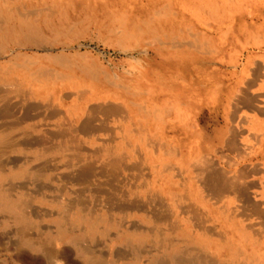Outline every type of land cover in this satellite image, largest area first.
<instances>
[{
	"label": "bare ground",
	"instance_id": "bare-ground-1",
	"mask_svg": "<svg viewBox=\"0 0 264 264\" xmlns=\"http://www.w3.org/2000/svg\"><path fill=\"white\" fill-rule=\"evenodd\" d=\"M24 1L25 0H0V8L7 7L9 9L14 10V12H17L18 14L17 16H19V19L21 18L20 21L27 26L26 31L25 32L23 31L25 36L30 34H32V37L35 35L40 36L42 32L40 31L39 27L41 26L39 24L37 25V23L35 24V22L38 21L44 13L47 14L49 17H52V15L56 13L57 8L60 6L58 2L62 0H58V2L57 0H53L52 1L53 5L48 4V6L45 8L38 7L36 9L29 8L28 3ZM196 1H193V4L194 2L196 3ZM234 1L236 2L234 3ZM234 1L233 3L235 4V8L230 11L228 9L227 11L228 13L226 12V14L227 15L229 14L230 17L232 18V24L230 28L231 29L233 28L234 30H236L237 28L238 30V34L236 35L237 43H239L242 47H244V49L247 48L248 45L254 44L260 49V51H263L262 56H264V0H248V2L245 0H234ZM257 1L259 3H256ZM17 2L21 3V7L18 6L19 7L18 8V7L10 6L11 3L14 4ZM151 3L153 2L151 1ZM226 3L225 6H227ZM132 4L134 5V3ZM219 4L221 5V3ZM172 5L169 4L167 5V7L163 6V8L161 9L160 8L156 9L157 8L156 7L155 8L156 10L154 11L153 15L149 16L148 18L135 15L131 10L129 11L123 9L122 11H120L117 8L118 4L117 7L115 6L114 9L111 7L112 10H110L111 11L110 14L112 15L113 19L116 21L114 27L115 28L117 27L115 32L118 35L120 45H125L129 41L135 43H138L139 41H143L147 45L152 46L153 45L152 43L156 42V45L152 46L153 50L156 51V53L158 52L163 59L172 60L176 64L177 63L179 64L178 61H180V63H184V64L189 63L190 65L197 66L198 62L203 60L207 63L208 62L218 63L217 54L223 52L224 49L222 46H219V44L214 41L213 38L214 36L211 37L208 35L201 34L200 30L198 31L191 26L190 28L188 27L191 37L190 39H187L183 35H181L182 33L180 34V32H176L175 30L171 29L172 27L171 28L169 27L170 29H167L166 27L159 26L158 24H156L157 22L156 19H161L162 17H166L168 15L170 16L172 15L174 17L176 16V11L172 8ZM215 5L217 8L218 5L217 4ZM201 6H202V2H201ZM61 7L62 6H60V8ZM221 7L223 8V6ZM202 9L204 8L202 7ZM66 10L67 9H65V11ZM210 11H213V8ZM4 13L5 11H3V14ZM94 13L96 14L95 11ZM247 16H250L253 19H256L257 17V19L261 20V22L260 23H257L256 21L250 22L249 20L245 19ZM9 18L12 19V16L10 17L9 15H4L3 17H0V22L4 20V24L6 25L7 22L9 21ZM76 18L78 19V17ZM90 20L92 19L90 18ZM44 23H46V21ZM163 24L165 26V22ZM5 25L3 24L0 25V41L2 43V46L7 45L9 43V41L11 40L10 36H12V32H13V30L12 32H10V28L7 27L8 24L7 26ZM77 28L79 29V27ZM226 31L228 30L226 29ZM72 32L70 33L72 34ZM243 36H245V39L243 38ZM12 43L15 42L12 41ZM133 45L135 46V44ZM0 49L2 50L1 47ZM166 50L169 51L170 53V55L168 54L169 56H165L166 54L165 55L163 54L164 51ZM19 54L15 55L13 59H10L5 65L0 63V86H3V90H0L1 91L0 98L3 97L4 100V97H9L10 94L13 95L14 97H23V99L27 100L28 102L31 100H35V102L37 100H40L41 102L37 101V103L38 102L43 103L42 100L44 101L47 100L46 102L48 103L49 101V104H51L50 107L54 109H60L63 103L71 102L73 108L69 109L66 112H62V111L53 112L51 109L49 110L48 107L45 108V106L44 107L40 106L37 103L36 105L31 106L33 109H41L42 112H43L42 107L44 108V110L53 112L51 113L52 114L51 116H46L45 114L46 118L51 117L54 119V117H57L59 115H66L68 116V118L69 116L72 117L67 122L64 121L65 118L62 120L64 122H59V124L63 123L64 125H66L65 128L62 127L64 129L61 128V131L65 132V134H60L57 136L55 135L53 137L45 136V138L39 139L36 142H34L33 139H32L33 142H31L30 139L31 143L28 142L26 143L24 141L26 143V147L25 145L23 146L21 143H19L15 137L12 138L10 137L9 135L10 132H14L16 130L14 125L11 127L0 129V134H3V136H0V154L6 152L7 149L8 151L9 150L18 151L21 150L22 147L27 148V150L31 152L34 151L33 155L31 156L32 160L27 159L26 162L22 164V166L20 167L18 166L19 168L17 167L16 171L14 172V175L17 176V175L28 174L29 176L30 174H32L33 176V174H35L36 176H40V177H45V178L49 177L48 176L49 171H47L46 169L42 167L35 168L36 166L35 167L30 166V164H32L33 158L39 159L46 154L66 157L69 159L70 164H72L71 166H73V162L75 161V155H76L75 152L78 150L77 140L80 139V142L81 140L82 141L84 140L85 143H88L91 146V143L95 141L98 138V136H100L101 131L102 132L108 131V129L105 127L106 124L105 126L100 127L98 126L100 123L97 125L95 121L93 122L95 115L102 114V115H106L108 118L116 117L118 118V122L121 123L120 124L121 126L119 127L120 137L113 136L112 138L104 140L100 146H98L95 149H92V152L86 151L88 155H85L87 154L85 152L81 153L82 151L80 150L81 151L80 153L82 155L81 154L79 155L82 159L86 157L96 160L97 162H101L105 166V168H102L103 171L105 172L104 174H106L108 178L110 176H113V178L119 180L118 183L120 184L119 185L115 184L116 187L114 186L116 189H118L116 198L117 199L119 198L118 195L120 197L125 196L128 197L127 199H129V201L127 202V204L124 205L118 202L116 204V207H114L115 205L109 207L108 211L110 213L115 211V212H119L120 215L122 212H124L125 215H130V214L136 215L145 212L144 214L145 218L146 219L148 218L149 220L148 222L150 225L148 226L145 223L141 225L135 224L131 227H126L127 228L126 231L130 230L127 235L131 240H136L138 238H141V240L151 239L152 242L154 243L153 246H158L159 248L167 252L168 251L173 252V250H178V249L181 250L182 248V252L180 254H176L175 257H170L168 253L167 255L168 258L166 259L165 264H264V250L256 247L261 244L264 245V59H261L262 61L260 60V62L253 64V61L255 60L254 57L251 55L249 57L247 56L245 60L242 59L241 57H238L237 60L233 58V60L230 62H234V60L235 62L232 63V71L229 73V78H228L229 83H227V85L225 86L226 91L223 92L224 90L223 85L218 82L215 83L214 77H210L207 79H198L200 81L199 84L200 88L197 89L196 91V88H194L191 85L192 83L189 82L185 76L183 77L178 76V78L174 80L175 85L169 84L167 87H161V89L158 90L155 87V84H153L155 77L153 76V78H151V76H148V73H146L145 71L147 69L144 63L140 64L142 69H140L139 78L142 82L138 84V83H132V81H128L129 79L123 80L120 79L118 76H113L108 70L109 67L104 68L100 66L99 64L100 61L98 60L99 61L98 62L97 60H95L97 58L87 60L86 57L79 56V58L81 57L82 59V61H80L79 58L72 59L63 52L59 54H53V52L49 50V52L45 53V55L52 60L51 62H54V64H56V67H49L44 64H40V60L32 59L28 56L24 59H21ZM82 54L85 53L83 52ZM227 54L229 53L227 52ZM38 56L39 55L37 53V58ZM230 59H232V57ZM224 60L225 59L222 58L220 61H222L223 63L225 62ZM60 66L63 67L64 70H59L57 68V67L60 68ZM215 67L217 66H214V68ZM79 70L82 71L87 76L88 75L92 76L93 80L104 77L105 80H108L110 83L118 87L120 90H125L128 94H130V97L129 98L124 97L122 99L121 96L120 97L116 96L117 93L118 95L120 94L119 93L120 90L116 91L115 93H110V92L107 93L97 89L96 85L93 83L92 84L85 83L86 80L84 79V76L81 75V73L79 74ZM194 80L196 79L192 78L190 81L194 82ZM143 83H146L147 85L144 87L142 86ZM211 85H215L214 90L209 88V86ZM140 93L147 94L146 98L142 102L137 101V95ZM160 93H162V95H166L168 98L166 99L167 102L172 104H168V103H167L168 105L159 104L162 101L160 102L156 101L157 100L156 97L158 96L157 94ZM205 106L212 108L211 112L216 114L218 117H222L223 122H225V125H223L222 127L216 130L215 132L216 136L214 141L207 144V146L210 147L209 149H211L209 153H205L202 150L205 139L203 137L199 123H197V120L192 119V113H190L189 111V109H193V107L203 108ZM86 107L87 110L84 109ZM36 111L38 114L39 113L38 110ZM81 111L89 112V116L92 115L90 119L86 121L82 120L83 121L82 124H80L79 121L77 120L78 116H80ZM27 115L25 116V118L28 117ZM29 119L30 118L28 117L27 121H29ZM38 120L39 118L37 119V121ZM43 120L42 122L46 123V121ZM152 122H156L157 126H161L160 129H158V131H155L154 133L152 132V128H151ZM78 123L80 125H78ZM169 124H170V128L174 131L175 130L177 131L180 125H183L186 135H188L189 138L191 137V140L188 144L189 145L188 151L190 153V157L188 159L186 158L187 161L185 160V156H184L185 155L184 146L186 145H183L181 142H179L177 140L178 137L168 138L166 137L165 134H163L166 131L165 127ZM55 125L56 124H54V126ZM20 126L22 127V124H20ZM20 126H18V128ZM29 127H31L30 123H29ZM48 127L51 126L49 125ZM28 130L30 132H32L33 130L36 132L37 129L36 127H34L33 129L28 128ZM114 130H116V128H114ZM42 132L43 131H41V133ZM5 133L6 135H4ZM37 135L38 134H36V136ZM44 135L46 134L44 133ZM76 136H78V138H76ZM215 140L217 143L215 142ZM22 151H24V149ZM134 160L136 161L135 162L136 164H132L131 166L130 164ZM51 161L52 160H50V162ZM44 164H48V163H44ZM88 164L89 163H87V165ZM44 166L46 167L48 165H44ZM125 172H128L127 175L130 174V177L126 178L128 181H126V179L124 181L122 180V178H120V176L125 175ZM6 177L7 174L1 171L0 169V200L4 202L3 206H7L11 210L17 212L22 217L23 216L26 217L24 214L26 210L25 208L23 209L22 207L24 205H22V203H19L20 200L18 202V200L15 199L16 197L13 194L9 195L8 192L9 190L3 187L2 182L4 179H6ZM80 178H81V182H84V184H86L87 182L86 180L88 179V177L84 175L81 176ZM175 183L182 186L183 190L181 192H173L170 189V187ZM99 185L97 187H99ZM94 187H96V184ZM76 189L77 188H75V190ZM54 190L55 188L53 189V191ZM57 190L60 189L58 188ZM65 190L66 189H64V191ZM57 193L58 192H56V194ZM168 198L172 199L171 203L168 201ZM199 201L202 202L203 204L202 206L198 205ZM30 202H34V201L30 200ZM97 202H99V200ZM75 204H79V203L75 202ZM29 206H32V204ZM87 208L89 207L84 206L81 209H79L77 205L69 209L66 208L67 211L69 212V214L67 215L70 216L71 220L74 218H77L78 220L84 218L86 220L85 222H87V225H89L88 226L89 230L91 231L96 230L97 229L96 222L102 220H104L105 223H109L108 226L110 227L112 225L119 227L120 223L115 221L116 219L115 217H112L114 219L113 220L107 218L104 214L98 215L99 212L98 211L93 212V210H91L93 213L92 212L89 213L86 212ZM98 209L102 213L100 208ZM82 210L85 211L84 216L81 215ZM33 213L34 212L32 210L31 214ZM26 214L28 215L27 212ZM123 217L127 219L126 216ZM123 220L124 219H122V221ZM27 221L29 222L30 220L27 219ZM62 223H64V220ZM70 225H74V224H70ZM28 226L29 225H27V227ZM33 227H35V225ZM43 239L44 238H42V241ZM47 244L48 243H46V245ZM55 245L57 249L59 244L58 245L55 244ZM55 245L53 244V247H55ZM248 246L251 247L250 250L248 249ZM42 247L43 245L41 246L40 249L44 250V248Z\"/></svg>",
	"mask_w": 264,
	"mask_h": 264
},
{
	"label": "rangeland",
	"instance_id": "rangeland-1",
	"mask_svg": "<svg viewBox=\"0 0 264 264\" xmlns=\"http://www.w3.org/2000/svg\"><path fill=\"white\" fill-rule=\"evenodd\" d=\"M25 1H26V3H28L29 8H31V9L32 8L36 9L38 7L39 8H45L48 6V4L53 5V2H52L53 0H28V1L25 0ZM47 1H49V2H47ZM73 1L75 2V4ZM141 1H142V3H141ZM151 1L153 3H151ZM193 1H196V0H188V1L187 0L186 1L185 0L184 1L183 0H127V1L126 0H114V1L113 0H66V1L62 0L59 2L57 0V2L62 7L60 8V6L58 5L59 9L56 7L57 8V11H56L57 14L55 13L54 15H52V17H49L47 14L44 13L45 15L43 14L40 17V19L35 22V24L37 23V25L39 24L41 26V27H39V29L42 33L40 34V36L35 35L33 37H32V34L25 36L24 32L26 31L27 26L24 25L23 22L20 21L21 18L19 19V16H17L18 15L17 12H14V10L9 9L7 7H1L0 8V17H3L4 15H9L10 17L12 16V19L9 18V21H8L9 23L7 22L8 26H7V24L5 25L4 20L1 19V20H3L2 21L3 23L0 22V25L3 24L5 26L9 27L10 32H12V30H13V32H12V36H10L11 40L9 41V43L7 45L3 44L4 46H2V43L0 41V47L2 48V50L0 49V61H1L0 63L5 65L10 59H13V57L15 55H18L20 53L19 56L21 59H24L28 56L32 59L40 60V64H44V65L49 66V67H56V64H54V62H51L52 60L48 56L45 55V53L49 52V50H50L53 52V54H59V53L63 52L65 54H67V56H69L72 59H74V58L78 59L79 56L86 57L87 60L97 58L95 60L100 61V62L98 61L100 66H102L104 68L109 67L108 70L113 76H118L120 79H123V80L129 79L128 81H132V83H138V84H140V82H142L139 78L140 69H142L140 64L144 63L145 67L147 69L145 71H146V73H148V76H151V78H153V76L155 77L154 83L153 82L152 83L155 84V87L158 90H160L161 87H167L169 84L175 85L174 80H176L178 78V76H182V77L185 76L188 79V81L192 83L191 85L194 88H196V91H197V89L200 88V85H199L200 81L198 79H207L210 77H214L215 83L216 82L221 83L224 87L223 92H225L226 91L225 86L227 85V83H229V80H228L229 73L232 71V63H234L235 60L238 59V57H241L242 59L245 60L247 58V56L249 57L250 55L254 57L255 61H253V64L260 62L261 59H264V56H262L263 51H260V49L254 44L248 45V47L244 49V47H242L239 43H237L236 35L238 34V30H237V28H236V30H234L233 28L232 29L230 28V26L232 24V18L230 17L229 14L228 15L226 14L228 9L230 11V10L235 8L234 3L236 1H234V0H232V1L231 0H225V1L224 0L223 1L222 0H216V1L215 0H197L196 3L194 2V4H193ZM200 1L202 2V6H201ZM233 1H234V3H233ZM245 1L248 2V0H245ZM39 2H41V3H39ZM114 2H115V4H114ZM204 2H206V3H204ZM223 2H224V4H223ZM125 3H126V5H125ZM132 3H134V5ZM144 3H145V5H144ZM209 3H211V4H209ZM219 3H221V5ZM225 3L227 4V6H225ZM231 3H233V4H231ZM256 3H259V2L257 1ZM117 4H118V7H117ZM147 4H149V5H147ZM169 4L170 5L173 4L172 8L176 11V16L174 17L172 15L171 16L168 15L166 17H162L161 19H156V21L158 22V23L156 22V24H158L159 26L166 27L167 29H170L172 27L171 29L175 30L176 32H180V34L182 33L181 35H183L187 39H190V37H191L190 32H189V28L191 26L194 27L198 31L200 30L201 34L208 35L211 37L214 36L213 37L214 41L216 43H218L219 46H222L224 49L223 52L217 54V56H218L217 60L218 61L217 60L216 61L218 63H216V62L209 63L208 62L209 63L208 64L207 62H205L203 60L204 62L199 61L197 66L190 65L189 63L188 64L180 63V61H178L179 64L178 63L176 64L172 60L163 59L162 56L159 55L158 52L156 53V51L153 50L152 46L156 45V42L152 43L153 44L152 46L147 45L143 41H139L138 43L129 41L125 45H120L118 35L115 32L117 27L116 28L114 27L116 24V21L113 19L112 15L110 14V12H111L110 10H112V8L114 9L116 6L120 11H122L123 9L129 10V11L131 10V11H133V13L135 15H139L141 17H144V18L147 17L148 18L149 16L153 15V13L156 9H159V8L161 9V8H163V6L167 7V5H169ZM215 4L218 5L219 9H218V7L216 8ZM228 4H229V6H228ZM10 6L21 7V3H19V2L14 3V4L11 3ZM173 6H175V7H173ZM198 6L201 8H199ZM221 6H223V8ZM202 7L204 9H202ZM205 7H207V8H205ZM208 7H209V9H208ZM212 8H213L214 13H213V11H210V10H212ZM65 9H67L66 10L67 13H66ZM149 9H151V10H149ZM93 10L96 12L97 15L94 13ZM3 11H5L4 14H3ZM92 11H93V13H92ZM190 12H191V14H190ZM58 14H61V15H58ZM88 15H90L91 17ZM207 15H209L210 18ZM79 16H80V18H79ZM84 16H86V17H84ZM194 16H195V18H194ZM206 16H207V18H206ZM76 17H78V19ZM170 17H171V19H170ZM90 18L92 20H90ZM167 18H169V19H167ZM60 19H61V21H60ZM222 19L224 20V22ZM245 19L249 20L250 22L251 21H256L257 23L261 22V20H258L257 17H256V19H253L252 17L247 16ZM62 20H63V22H62ZM216 20H219L220 22L216 21ZM45 21H46V23H44ZM172 21H173V24H172ZM164 22H165V26L163 24ZM174 23H177V24H174ZM92 24H93V26H92ZM96 24H97V26H96ZM54 26H55V28L57 27L56 30H55ZM21 27H23V28H21ZM77 27H79V29ZM95 27H97V28H95ZM237 27H238V25H237ZM226 29L228 31H226ZM16 30H17V32H16ZM21 30H22V32H21ZM50 30L52 31V33ZM181 31H183V32H181ZM70 32H72V34ZM17 36H18V38H17ZM19 37H20V40H19ZM44 37H46V38H44ZM105 37H106V39H105ZM243 38L245 39V36H243ZM12 41L15 43H12ZM133 44H135V46ZM129 46H131V47H129ZM17 47H20V48H17ZM21 47H24V48H21ZM16 51L18 54L16 53ZM83 52L85 54H82ZM227 52L229 54H227ZM37 53L39 55L38 58H37ZM30 54H31V56H30ZM163 54L164 55L166 54L165 56L170 55L169 51H167V50L164 51ZM8 55H11V56H8ZM259 56H261V57H259ZM81 57L79 58L80 61H82ZM221 57L225 59L224 60L225 62L222 63V61H220L222 59ZM231 57H232V59H230ZM233 58L235 59L234 62H230L233 60ZM5 60H6V62H5ZM214 66H217V67L214 68ZM57 68L59 70H64L63 67H61V66H60V68L59 67H57ZM149 69H151V70H149ZM80 73L82 76H84V79L86 80L85 83H91V84L93 83L96 85L97 89H99L103 92L115 93L116 91L120 90L118 87H116L115 85L110 83L108 80H105L104 77H101L100 79H94L93 80L92 76H90V75L87 76L86 74H84L82 71L79 70V74ZM192 78L196 79V80H194V82L190 81ZM146 85H147L146 83L142 84V86H144V87ZM214 87H215V85L209 86V88L213 89V90H214ZM0 90H3V86H0ZM119 93L120 94L118 95V93H117L116 96H119V97L121 96L122 99L124 97L125 98L130 97V94H128L125 90H120ZM157 95H158L156 97L157 100L156 99L155 100L158 102L162 101L159 104H162V105L172 104V103L167 102L166 99H168V98L166 95H162V93L157 94ZM146 96H147L146 93L138 94L137 95V101L142 102L146 98ZM37 101H40V100H37ZM37 101L35 102V100H31L28 102L27 100H24L23 97H14L13 95H10V94H9V97H4V100H3V97L0 98V104H1L0 105V115H1V117H0V129L11 127L14 125L16 130L14 132H10L9 135L11 138L15 137L16 140L19 143H21L23 146L25 145V147H26L27 142L31 143V142H33V140H34V142H36L39 139L45 138V136L46 137L47 136L53 137L55 135L57 136L60 134H65V132L61 131V128L62 127L65 128L66 125H64L63 123L59 124V122H64V121L67 122L72 117V116H69V118H68V116H66V115H59L57 117H54V119L51 117H49V118L45 117V114H46V116H51L52 115L51 113H53L54 111L55 112L56 111H62V112L68 111L69 109L73 108L71 102L63 103V105L61 106L60 109H54V108L50 107L51 104H49V101H48V103L46 102L47 100H45V101L42 100L43 103H39V102L37 103ZM27 103H29V104H27ZM36 103L39 104L40 106H43V107L45 106V108L48 107V109L49 110L51 109L53 112L48 111V110H44L43 107H42V109H43L44 113L42 112L41 109H33L31 106L36 105ZM91 104H93V103H91ZM64 107H66V108H64ZM84 109L87 110V107ZM211 109L212 108H210L208 106H205L203 108L193 107V109H189L190 113H192V119L197 120V123H199V126L201 127V131H202L203 137L205 139L204 146H203L202 150L205 153H209L211 151V149H209L210 147H208L207 144L214 141L215 136H216V134H215L216 130L218 128L222 127L223 125H225V122H223V118L218 117L216 114L212 113ZM31 110H32V113H31ZM36 110H38V112H39L38 114H37ZM82 112L83 111H81L80 116H78V119H77L80 124H82L83 121L90 119V117L92 116V115L89 116V112H83V113ZM26 115L30 118L29 121H27L28 117L25 118ZM39 115H41V116H39ZM13 117H15V118H13ZM61 117H62V119H61ZM38 118H39V120L37 121ZM64 118H65V120L62 121ZM115 118L116 117L108 118L106 115H102V114L95 115L93 122L95 121L97 125L100 123L98 125L100 127H103L106 124L105 127L108 129V131L110 129H112V130H110L109 132L108 131H106V132L101 131L100 136H98V138L91 143V146L88 143H85L84 140L83 141L81 140V142H80V139H78L77 140L78 141V143H77V149L78 150L76 152L74 151L76 155H75V161L73 162V166H71L72 164H70L69 159L66 157H63V156H57L56 155L57 156L56 157L54 155L46 154L39 159L33 158L32 164H30V166H32V167L36 166L35 168H41L42 167V168L46 169L47 171H49L48 172L49 177H47V178L36 176L35 174H33V176H32V174H30V173H29L30 174L29 176H28V174L17 175V176L14 175V172L16 171L18 166L19 167L22 166V164H24L27 159L32 160L31 156L33 155L34 151L31 152V151L27 150V148L22 147L21 150H18L19 152L21 151L20 152L21 154L17 150H15V151L9 150L8 151V149H7V151L5 150L6 152H4L3 154L2 153L0 154V169H1V171L5 172L7 174L6 179H4L2 182L3 187L7 188L9 190L8 191L9 195L13 194L16 197L15 199L18 200V202L20 200L19 203H22V205H24V206H22L23 209L25 208V210H26L24 213L26 217H24V216L22 217L17 212L11 210L7 206H3L4 202L2 200H0V264H157V263L158 264H165L166 259L168 258V256H167L168 253H169L170 257H175L176 254H180L182 252V248H181V250L180 249L173 250V252H171V251L167 252L165 250H162L158 246H153L154 243L152 242L151 239L141 240V238H138L136 240H131L129 238V236L127 235L130 230L126 231V229H127L126 227H131L135 224L141 225V224H145V223L149 226L150 225L148 222L149 220H148V218L146 219L145 215H144L145 212L139 213L136 215H133V214L125 215L124 212H122L120 215L119 212H115V211L110 213L108 211L109 207H112L114 205H115L114 207H116V204L118 202L124 205V204H127V202L129 201V199H127L128 197H125V196L120 197L118 195V197L120 198V199L118 198L119 200L116 198L118 189L115 188L116 187L115 184L119 185L120 184V183H118L119 180L116 178H113V176H110L108 178V176L106 174H104L105 172L103 171L102 168H105V166L101 162H97L96 160H93L91 158L85 157L82 159L80 157L79 154H81L83 152L87 153L86 151L92 152V149H95L98 146H100L104 140L112 138L113 136H117V137L119 136L120 137V134H119L120 128L119 127L121 126L120 125L121 123L118 122V118H116V119ZM8 119H9V121H8ZM42 120L46 121V123H43ZM50 120L53 122H51ZM37 122H39L40 124ZM5 123L7 124V126ZM29 123H30L31 127H29ZM51 123H53V124H51ZM79 123H78V125H80ZM20 124H22V127L20 126ZM33 124H34V126H33ZM54 124H56V125L54 126ZM194 124H196V123H194ZM49 125L51 127H48ZM52 125H53V127H52ZM58 125H59V128H58ZM18 126H20V127L18 128ZM34 127H36V129H37L36 132L34 130H33L34 132L33 131L30 132L28 130V128L33 129ZM160 127L161 126H157L156 122L151 123V128H152L153 133L155 131H158V129H160ZM53 128H54V130H53ZM64 128H62V129H64ZM114 128H116V130H114ZM165 128H166V131H165L166 133L165 132L164 133L162 132V133L165 134L166 137H168V138L178 137L177 140L179 142H181L183 145H186V146H184L185 147V150H184L185 155L184 156H185V160L187 161V159L190 157V153L188 151L189 150L188 144L191 140V137L189 138L188 135H186V132L184 130V126L180 125V127L178 128L177 131L172 130L170 128V124L167 125ZM20 129L23 132H21ZM47 129H48V131H47ZM40 130L43 131L46 135H44L43 132L41 133ZM25 131H28L29 133L25 132ZM36 134H38V135L36 136ZM4 135H6V133ZM0 136H3V134H0ZM16 136L18 137V139ZM39 136H41V137H39ZM99 137H101V138H99ZM76 138H78V136H76ZM30 139H31V142H30ZM215 142H216V140H215ZM23 149H24V151H22ZM12 153H13V155H12ZM25 153H27V154H25ZM85 155H88V153ZM44 157H47V158H44ZM61 157H62V159H61ZM49 159L52 161L50 162ZM9 161H10V163H9ZM135 162H136L135 160L132 163L130 162L131 163L130 165L132 166V164H136ZM155 162H157V161H155ZM44 163H48V164H44ZM63 163H65V164H63ZM87 163H89V164L87 165ZM42 164H43V166H42ZM44 165H48V166L45 167ZM62 166H63V168H62ZM66 166H68V167H66ZM89 168H91V169H89ZM97 169L99 172L97 171ZM68 173H71L72 175L68 174ZM127 173L128 172H125V175L120 176V178H122V180L125 181V179L127 177H130V174L127 175ZM80 175L81 176L86 175L88 177V179L86 180L87 181L86 184H84V182H81V178H80L81 176ZM104 175H106V176H104ZM33 180L36 182H34ZM62 181H63V184H62ZM126 181H128V180L126 179ZM80 183H82V184H80ZM87 183H89V184H87ZM53 184L54 185L56 184V185L54 186ZM95 184H96V187L99 184H101L102 186L99 185V187L96 188V187H94ZM88 186H90V187H88ZM102 187L106 190H104ZM54 188H55V190L53 191ZM58 188L60 190H57ZM75 188H77V189L75 190ZM64 189H66V190L64 191ZM67 189H68V191H67ZM97 189H98V191H97ZM170 189L173 192H181L183 190L182 186L178 185L177 183L173 184L170 187ZM115 191H116V193H115ZM56 192H58V193L56 194ZM97 192H99V193H97ZM77 193H79L80 195ZM54 194H56V195H54ZM17 195H19V196H17ZM51 196H53V197H51ZM25 198L26 199L28 198V199L26 200ZM32 198H33V200H32ZM44 198H45V200H44ZM30 200L34 201V202H30ZM98 200H99V202H97ZM168 201L171 203L172 199L168 198ZM75 202L79 203V204H75ZM89 202H91L92 204ZM93 202H95V203H93ZM107 202H109V203H107ZM67 203H68V205H67ZM100 203H101V205H100ZM31 204H32V206H29ZM94 204L98 207H96ZM76 205L79 207V209H81L84 206L89 207V208H87V211H86L89 213H91L92 212L91 210H93V212L98 211L99 212L98 215L104 214L107 218H110V219H113L112 217H115L116 218L115 221L120 223V225H119L120 229H119V227L114 226V225H112L110 227V226H108L109 223H105V221L102 220V221L96 222V227H97L96 230H93V231L89 230V228H88L89 225H87V222H85L86 220L84 218H82L81 220H78L77 218H74L71 220L70 216L67 215V214H69L67 209H69L73 206H76ZM198 205L202 206L203 204L201 201H199ZM93 208L96 210H94ZM98 208H100L102 213L99 211ZM53 209H54V211H53ZM30 210H31V212H30ZM32 210L34 212L33 214H31ZM26 212L28 213V215L26 214ZM81 213H82L81 215L84 216L85 211L82 210ZM38 214H41V215H38ZM150 214H152V213H150ZM42 215L44 218L42 217ZM113 215H116V216H113ZM123 216H126L127 219H125V217H123ZM34 218H35V220H34ZM17 219H20V220H17ZM27 219L30 221L28 222ZM122 219H124V220L122 221ZM32 220L35 222H33ZM63 220H64V223H62ZM65 220H67V221H65ZM134 220H135V222H134ZM24 221H26V222H24ZM120 221H122V222H120ZM32 223H34V224H32ZM23 224H25V225H23ZM70 224H74V225H70ZM27 225H29V226L27 227ZM34 225H35V227H33ZM30 227H32V228H30ZM81 228H83V229H81ZM22 230H23V232H22ZM110 232H111V234H110ZM53 234H55V235H53ZM47 236H48V238H47ZM49 237H50V239H49ZM42 238H44L43 241H42ZM51 239H52V241H51ZM53 239H55V240H53ZM100 240H103V241H100ZM34 242H36V243H34ZM41 243H43V244H41ZM44 243H45V245H44ZM46 243H48L47 244L48 247H47ZM53 244L54 245L59 244L58 248L56 249V245H55V247H53ZM42 245H43L42 248H44L45 251L43 249H40ZM149 247L150 248L152 247L151 249H153V250H151ZM256 247L264 250L263 244L258 245ZM154 248H155V250H154ZM248 249L250 250L251 247L248 246ZM150 251H152V252H150ZM158 258H159V260H158Z\"/></svg>",
	"mask_w": 264,
	"mask_h": 264
}]
</instances>
